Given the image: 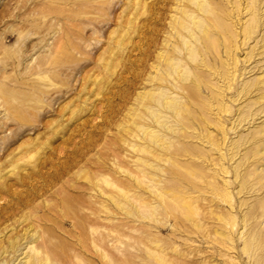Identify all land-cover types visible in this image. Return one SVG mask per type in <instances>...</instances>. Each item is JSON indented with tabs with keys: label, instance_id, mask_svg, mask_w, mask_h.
<instances>
[{
	"label": "rangeland",
	"instance_id": "374dc122",
	"mask_svg": "<svg viewBox=\"0 0 264 264\" xmlns=\"http://www.w3.org/2000/svg\"><path fill=\"white\" fill-rule=\"evenodd\" d=\"M263 201L264 0H0V264H264Z\"/></svg>",
	"mask_w": 264,
	"mask_h": 264
},
{
	"label": "bare ground",
	"instance_id": "6f19581e",
	"mask_svg": "<svg viewBox=\"0 0 264 264\" xmlns=\"http://www.w3.org/2000/svg\"><path fill=\"white\" fill-rule=\"evenodd\" d=\"M246 8V7H245ZM250 28V27H249ZM250 30V29H249ZM251 31V30H250ZM171 63V62H170ZM171 64H173V63H171ZM172 66V68L174 69V70H178L179 69V66H177V65H171ZM169 97V96H168ZM167 97V98H168ZM170 98V97H169ZM172 99V98H171ZM175 99V98H174ZM169 100V99H168ZM171 101V100H170ZM165 102V101H164ZM167 104L169 105V106H173V108L174 109H176V115L178 116V117H182V116H187V115H189V111H188V109H187V107H185V106H182V105H178V102L176 101V99L174 100V101H171V102H167ZM167 106V105H166ZM156 121V120H155ZM150 140L151 141H153V142H158L159 141V139H158V136L157 135H155V134H151L150 135ZM257 154L258 153H260V151H257L256 152ZM256 171V170H255ZM182 205H183V207H184V209H185V212H186V214L190 217V216H194L195 214H196V208H195V206L189 201V200H183L182 201ZM258 208L256 209V210H258L259 211V213L261 212V214L262 215H264V201L263 202H261L260 204H259V206H257ZM257 212V211H256ZM261 235V234H260ZM35 252V251H34ZM32 253H33V251H32ZM36 254V253H35ZM34 259V258H33ZM17 260V259H16ZM40 260H41V258H40ZM45 260V259H44ZM42 261V260H41ZM47 261V260H46ZM35 262V261H34ZM37 263V262H36ZM26 264V263H25ZM37 264H39V263H37Z\"/></svg>",
	"mask_w": 264,
	"mask_h": 264
}]
</instances>
